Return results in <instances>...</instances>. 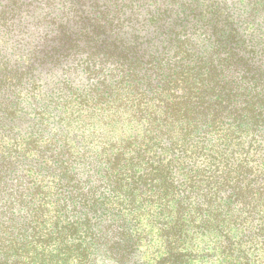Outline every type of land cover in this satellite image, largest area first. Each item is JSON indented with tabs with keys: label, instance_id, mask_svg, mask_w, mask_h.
<instances>
[{
	"label": "trees",
	"instance_id": "1",
	"mask_svg": "<svg viewBox=\"0 0 264 264\" xmlns=\"http://www.w3.org/2000/svg\"><path fill=\"white\" fill-rule=\"evenodd\" d=\"M0 264H264V0H0Z\"/></svg>",
	"mask_w": 264,
	"mask_h": 264
},
{
	"label": "rangeland",
	"instance_id": "2",
	"mask_svg": "<svg viewBox=\"0 0 264 264\" xmlns=\"http://www.w3.org/2000/svg\"><path fill=\"white\" fill-rule=\"evenodd\" d=\"M31 1V0H30ZM33 1H38V0H33ZM42 1H46V0H42ZM55 3H62L65 0H53ZM67 1V0H66Z\"/></svg>",
	"mask_w": 264,
	"mask_h": 264
}]
</instances>
